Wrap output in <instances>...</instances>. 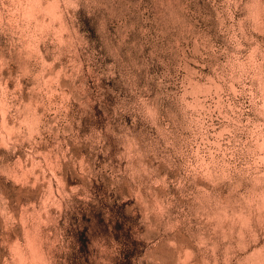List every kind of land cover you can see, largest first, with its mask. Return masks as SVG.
I'll list each match as a JSON object with an SVG mask.
<instances>
[{"label": "clouds", "instance_id": "obj_1", "mask_svg": "<svg viewBox=\"0 0 264 264\" xmlns=\"http://www.w3.org/2000/svg\"><path fill=\"white\" fill-rule=\"evenodd\" d=\"M0 264H264V0H0Z\"/></svg>", "mask_w": 264, "mask_h": 264}]
</instances>
